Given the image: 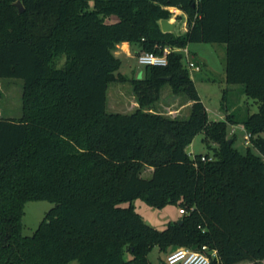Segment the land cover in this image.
Segmentation results:
<instances>
[{
  "label": "trees",
  "instance_id": "trees-1",
  "mask_svg": "<svg viewBox=\"0 0 264 264\" xmlns=\"http://www.w3.org/2000/svg\"><path fill=\"white\" fill-rule=\"evenodd\" d=\"M171 7L186 14L185 32L162 29ZM194 41L226 45V81L258 111L235 119L225 90L226 118L211 119L183 50L143 78L119 71L121 43L139 54ZM0 77L23 80L22 115L0 116V264H152L155 246L204 245L221 264H264V0H0ZM113 81L131 82L134 111L107 110ZM165 84L191 100L187 117L151 110ZM228 122H242L260 154L234 147ZM202 131L211 160L187 150ZM137 197L186 212L158 229ZM32 199L54 206L26 234Z\"/></svg>",
  "mask_w": 264,
  "mask_h": 264
},
{
  "label": "rangeland",
  "instance_id": "rangeland-1",
  "mask_svg": "<svg viewBox=\"0 0 264 264\" xmlns=\"http://www.w3.org/2000/svg\"><path fill=\"white\" fill-rule=\"evenodd\" d=\"M177 10H173L172 17L176 18L177 33L184 31L186 14L182 12L177 15ZM120 46V44H119ZM190 51L191 59L200 65L201 70L189 68L190 76L200 94L202 101L209 111L211 119L226 118V113L222 109L223 94L226 90L227 101L225 103L230 105L235 103L238 107L230 108L229 112H233L235 119L240 120L248 113L258 111V102L248 97L245 93L240 92L238 88L232 91L230 84L225 77L226 64V45L217 42H190L187 46ZM121 66L119 71L125 77L143 78L146 72V64H143L138 59V53L133 51L132 55L119 54ZM183 64L187 67V59L183 57ZM63 59L59 60L61 63ZM240 86H242L240 84ZM107 110L120 111L130 113L138 107L137 97L134 94L133 87L130 81H113L109 84ZM190 101L188 96L184 93H174L169 84L163 85L160 90V96L152 106L158 112L176 117H187L191 111V105L186 106L185 102ZM184 103V104H183ZM23 105V80L21 78L0 77V116L6 115L11 117H19L22 115ZM183 105V106H182ZM185 105V106H184ZM232 105V104H231ZM227 131L230 138L234 139V147L239 149L242 153H247L248 149L260 154L259 150L253 145L252 141L245 138L247 131L244 125L239 123L228 122ZM264 137V131L261 132ZM206 139L204 131L195 135L193 141L187 147L191 156L195 154H209L214 155V150ZM152 169L145 167L142 171V176H150ZM135 209L141 213L145 221L151 223L158 229H164L170 221L178 219L181 215L180 206L177 204H167L164 207H156L148 204L142 197L135 198L132 202ZM125 205L130 202H124ZM54 206V203L46 199H32L25 203V213L23 215V231L26 234H32L39 223L44 218L45 214ZM174 247H167L166 250L161 251L159 246L153 247L148 256L152 264H160L162 258L166 257ZM131 254L126 252V257ZM70 264H77V261H72ZM235 264H249L247 261H239Z\"/></svg>",
  "mask_w": 264,
  "mask_h": 264
},
{
  "label": "built area",
  "instance_id": "built-area-1",
  "mask_svg": "<svg viewBox=\"0 0 264 264\" xmlns=\"http://www.w3.org/2000/svg\"><path fill=\"white\" fill-rule=\"evenodd\" d=\"M172 10V9H171ZM173 11V10H172ZM183 50L184 56L187 59V68H195L200 70L201 67L194 60L191 59L190 51L185 48H172L166 46L163 53H156L154 51L143 50L138 54V59L143 64H156L165 65L168 62V54L171 50ZM247 141L250 140V133L245 135ZM213 156L203 155V160H211ZM180 212H186L183 208H180ZM166 260L169 264H221L222 260L217 249H210L206 245L202 249L196 250L187 246H179L173 249L166 256ZM215 260V263H213Z\"/></svg>",
  "mask_w": 264,
  "mask_h": 264
},
{
  "label": "crops",
  "instance_id": "crops-1",
  "mask_svg": "<svg viewBox=\"0 0 264 264\" xmlns=\"http://www.w3.org/2000/svg\"><path fill=\"white\" fill-rule=\"evenodd\" d=\"M171 9L172 10H177V15L178 16H180L179 14H181L183 11L181 10V9H178V8H175V7H171ZM170 21H172L174 24H175V28H176V18H174V17H171L170 19H169ZM187 30V23L185 22V27H184V31L183 32H185ZM133 51H134V48H133V46L130 44V43H128V42H124V43H121L120 44V46H118V49H117V51H116V54L117 55H119V54H125V55H132L133 54ZM140 52V51H139ZM201 70V69H200ZM225 73H226V71H225ZM225 77H226V74H225ZM235 88H238V90H240V92H242L243 91V89H242V86H240V84H230V89L232 90V91H234V90H236ZM244 93V92H243ZM186 104V106H190L191 105V100L190 101H188V102H185ZM184 104V103H183ZM232 104V105H231ZM230 105H229V107H228V110L230 111V108H232V107H238L234 102L233 103H231ZM184 105V106H185ZM183 106V105H182ZM232 112V111H231ZM210 116V115H209ZM210 118H211V116H210ZM219 119H224V118H222V116L221 117H219ZM237 123H239V124H241V125H243V123L242 122H237ZM245 261H247L249 264H254V261H252V260H245ZM244 262V261H243Z\"/></svg>",
  "mask_w": 264,
  "mask_h": 264
},
{
  "label": "water",
  "instance_id": "water-1",
  "mask_svg": "<svg viewBox=\"0 0 264 264\" xmlns=\"http://www.w3.org/2000/svg\"><path fill=\"white\" fill-rule=\"evenodd\" d=\"M16 5L19 7V10L21 12L24 10V6H23L21 1H17ZM160 23H161V27L164 31H174V29H175V24L167 18L161 19ZM166 78L169 79L170 76H167Z\"/></svg>",
  "mask_w": 264,
  "mask_h": 264
}]
</instances>
